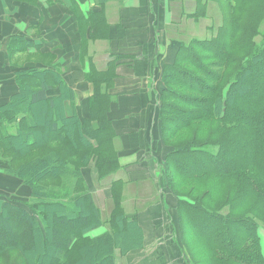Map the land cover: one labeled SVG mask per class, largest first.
Instances as JSON below:
<instances>
[{
	"label": "trees",
	"instance_id": "trees-1",
	"mask_svg": "<svg viewBox=\"0 0 264 264\" xmlns=\"http://www.w3.org/2000/svg\"><path fill=\"white\" fill-rule=\"evenodd\" d=\"M97 1L102 9L89 12L86 35L105 39L108 0ZM212 2L220 25L208 27L205 38L174 40L175 56L163 66L153 128L159 183L164 197L175 201L189 264H264V0H196L188 15L199 22ZM12 40V59L41 48L23 35ZM83 47L94 84L84 120L66 114L65 103L76 95L62 65L46 53L37 52L41 67L17 71L18 89L0 100V173L28 190L12 197L0 190V256L19 254L12 264H115L117 250L127 253L142 243V229L123 204V181L112 182L105 218L83 174L90 160L99 181L120 168L108 146L119 57L100 69L89 43ZM37 102L48 107L45 123ZM249 146L253 153L236 157L238 148ZM102 225L104 232L91 235Z\"/></svg>",
	"mask_w": 264,
	"mask_h": 264
},
{
	"label": "crops",
	"instance_id": "crops-1",
	"mask_svg": "<svg viewBox=\"0 0 264 264\" xmlns=\"http://www.w3.org/2000/svg\"><path fill=\"white\" fill-rule=\"evenodd\" d=\"M103 6L109 26L107 37L92 39L89 30L86 35L85 23L90 11L102 9L97 0H0V100L18 89L17 71L41 67L37 61L16 64L15 59L23 54L10 57L9 45L16 35L41 44L37 52L51 55L62 65L63 78L76 95L74 103H65L66 114L81 121L91 114L88 98L94 92V84L87 78L90 66L84 60V43H89L92 62L100 69L112 56H118L110 87L113 101L108 118L113 131L109 128L112 142L108 146L120 168L99 181L96 161L90 160L83 174L105 218L113 202L112 182L122 180L126 212L142 229V243L127 253L117 250L115 264H189L182 248L175 201L164 197L159 183L154 116L163 85V66L175 56L174 34L182 26L196 31L201 25L203 33L211 25H202L188 15L196 9V0H108ZM212 8L210 3L207 17L201 21L210 17ZM37 52L33 49L24 54L36 57ZM6 178L0 173L2 192ZM9 178L19 187V180ZM3 201L0 198V209ZM106 229L102 225L91 235Z\"/></svg>",
	"mask_w": 264,
	"mask_h": 264
},
{
	"label": "rangeland",
	"instance_id": "rangeland-1",
	"mask_svg": "<svg viewBox=\"0 0 264 264\" xmlns=\"http://www.w3.org/2000/svg\"><path fill=\"white\" fill-rule=\"evenodd\" d=\"M212 3H213V8L211 9L210 17H208L206 20H203V21L200 20V22H202L200 24H202V25H204L206 23L210 24L211 28H212V26L217 27L222 22V20H221L222 16H221V12H220L219 7L217 6V4L215 2H212ZM200 26L198 25V30H196V31H193V29H191V28L185 29L182 26V27H180V31L178 33L174 34V37L176 38V40L188 41L192 37L197 36V35H198L197 37H202V38H205L206 34L210 36L209 30H211V28H209L208 32L203 31V33H202V31L200 30L201 29ZM262 29L264 30V22L262 24ZM20 54H23V55H19L20 58L15 59L16 64L21 63V66H23L25 64V61H37V57H35V56L29 57L27 54H24V53H20ZM36 104L40 108V110L42 111V114L38 115V120L40 121V123H45L46 122L45 118L51 117V115L47 113L48 107H47L46 103H44V102H37ZM237 109H238L237 111L242 110L241 115H243L246 118H250V117H247V116H250V113L248 112V110L242 109V107L240 105H238ZM253 151H254L253 146L252 147L249 146L247 148H238L235 154H236V157L241 158L244 155H250V153H253ZM5 182L7 183L6 184L7 186L5 188L6 191H9L13 194H17L18 190L20 189L23 192L22 195H26V193L28 192L27 187L25 185H23L21 187H14L13 185H15V183L13 181L5 180ZM11 183H13V184H11ZM227 186L228 185L222 186L221 189H225ZM13 194H10V196H12ZM106 210H107L106 212L108 213L110 208H108ZM259 228H260V236H261V240H262V244H263V248H264V224L261 223ZM238 232H234L233 237L238 236L239 235ZM230 239L231 238H226L222 241V243L223 242L226 243ZM263 253H264V251H263ZM18 257H19V254H17V253H13V252L4 253L0 256V264H12L13 261L16 260Z\"/></svg>",
	"mask_w": 264,
	"mask_h": 264
}]
</instances>
